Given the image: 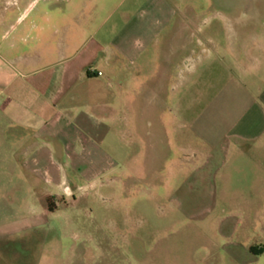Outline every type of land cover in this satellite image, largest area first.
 <instances>
[{"label": "rangeland", "instance_id": "374dc122", "mask_svg": "<svg viewBox=\"0 0 264 264\" xmlns=\"http://www.w3.org/2000/svg\"><path fill=\"white\" fill-rule=\"evenodd\" d=\"M129 1L119 10L147 0L125 8ZM165 1L174 10L167 74L151 76L148 47L138 63L147 78L129 75L125 94L112 89L104 99L109 105L94 109L95 116L120 115L121 130L127 120L126 135L99 143L114 170L96 175L94 198L81 199L80 191L78 205L60 209L42 228L0 240V264H264V174L249 171L250 157L229 152L222 167L212 168L219 159L215 140L228 134L232 115L215 107L214 55L208 60L202 53L201 63L180 77L187 58L177 51L180 41L188 43L196 61L202 41L218 40L223 24L252 4L263 9L264 0ZM182 17L187 26L181 30ZM242 22L245 32L257 33L254 22ZM165 34H158L161 51ZM136 65L126 63L127 72L135 73Z\"/></svg>", "mask_w": 264, "mask_h": 264}, {"label": "crops", "instance_id": "0c3cea01", "mask_svg": "<svg viewBox=\"0 0 264 264\" xmlns=\"http://www.w3.org/2000/svg\"><path fill=\"white\" fill-rule=\"evenodd\" d=\"M135 1L130 0L125 8ZM122 2L0 0L3 242L42 228L62 208L75 207L80 191L81 199L94 198L96 175L100 179L115 168L109 166L113 162L103 155L99 143L111 139L110 135L127 133L126 118L121 130L120 115L95 116L94 109L109 105L104 99L112 89L125 94L130 76L147 78L138 63L148 47L152 48L151 76L167 74L166 63L174 54V25L169 24L174 10L165 0H147L135 10L120 11ZM141 11L151 19L142 20ZM115 14L121 19L106 25ZM243 14L219 28L218 40L202 41L194 62L188 43L180 41L177 51L182 49L179 53H185L181 55L187 60L179 75L188 77L194 65L201 63L202 53L208 60L214 55L220 77L215 107L232 118L228 134L215 140L219 159L212 168L222 167L229 152L250 157L249 171L264 174V8L252 4ZM242 21L255 23L257 33L245 32ZM186 26L182 17L178 28ZM161 30H166L162 51ZM126 63L137 64L135 73L127 72ZM114 77L117 80H111Z\"/></svg>", "mask_w": 264, "mask_h": 264}, {"label": "trees", "instance_id": "16d2710c", "mask_svg": "<svg viewBox=\"0 0 264 264\" xmlns=\"http://www.w3.org/2000/svg\"><path fill=\"white\" fill-rule=\"evenodd\" d=\"M47 206H48L49 208L51 207V203H50L49 200L47 201Z\"/></svg>", "mask_w": 264, "mask_h": 264}, {"label": "built area", "instance_id": "2783aa9c", "mask_svg": "<svg viewBox=\"0 0 264 264\" xmlns=\"http://www.w3.org/2000/svg\"><path fill=\"white\" fill-rule=\"evenodd\" d=\"M97 73H99V71H97Z\"/></svg>", "mask_w": 264, "mask_h": 264}]
</instances>
